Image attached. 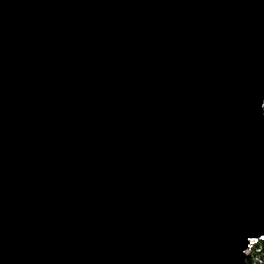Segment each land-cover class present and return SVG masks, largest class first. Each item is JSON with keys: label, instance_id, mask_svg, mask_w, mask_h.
Segmentation results:
<instances>
[{"label": "water", "instance_id": "95a60500", "mask_svg": "<svg viewBox=\"0 0 264 264\" xmlns=\"http://www.w3.org/2000/svg\"><path fill=\"white\" fill-rule=\"evenodd\" d=\"M261 239L264 0H0V264Z\"/></svg>", "mask_w": 264, "mask_h": 264}, {"label": "trees", "instance_id": "16d2710c", "mask_svg": "<svg viewBox=\"0 0 264 264\" xmlns=\"http://www.w3.org/2000/svg\"><path fill=\"white\" fill-rule=\"evenodd\" d=\"M247 264H264V239L255 241L252 244Z\"/></svg>", "mask_w": 264, "mask_h": 264}]
</instances>
